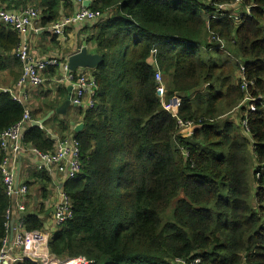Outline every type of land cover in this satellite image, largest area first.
<instances>
[{
    "label": "trees",
    "instance_id": "trees-1",
    "mask_svg": "<svg viewBox=\"0 0 264 264\" xmlns=\"http://www.w3.org/2000/svg\"><path fill=\"white\" fill-rule=\"evenodd\" d=\"M74 2L41 0L43 24L58 21L60 8L73 9ZM245 4H254L251 14L235 20L230 12L209 18L214 4L202 0L92 2L101 18L83 24H94L91 40L103 62L94 73L95 105L82 108L85 126L76 135L82 169L64 186L73 216L56 227L51 253L84 256L91 264H264V106L249 114V130L227 117L244 98L241 65L254 81L252 95L264 102V0ZM115 7L117 14L102 19ZM11 29L0 27L5 51L20 40ZM154 49L168 98H182L178 116L197 122L186 134L157 96L149 62ZM57 68L44 73L53 76ZM23 113L24 106L0 92V132ZM58 125L62 132L70 128L64 120ZM24 143L55 149L42 127H29ZM41 177L46 195L51 177ZM9 205L0 175V245ZM23 224L42 231L45 220L31 213Z\"/></svg>",
    "mask_w": 264,
    "mask_h": 264
},
{
    "label": "built area",
    "instance_id": "built-area-1",
    "mask_svg": "<svg viewBox=\"0 0 264 264\" xmlns=\"http://www.w3.org/2000/svg\"><path fill=\"white\" fill-rule=\"evenodd\" d=\"M14 2L16 0H6ZM208 4L213 3L214 9L208 15L209 18H223L227 12L232 19L240 20L242 14H251V7L254 4L247 5L245 0H234L230 3H217L212 0H202ZM80 7L72 14L64 15L58 21L54 22L50 31L53 36H62L67 29L76 24L89 23L101 16L100 12L95 11L83 5L82 0H77ZM237 12V14L235 13ZM38 13L32 6L25 7L22 11H9L0 6V26L1 24L12 25L20 34L21 39L15 51L24 63V73L19 81L21 85L25 82L30 84H41L44 81L42 72L50 66L58 63L57 58H46L35 61H29L30 52V33L29 28L37 19ZM213 39L219 43L221 49L226 48L224 39L213 34ZM156 49L149 62L155 68V77L157 82L156 93L161 101L164 110L169 112L177 121V127L180 133L186 134L196 125L195 120H184L177 114V108L180 106L182 98L167 96V84L163 77L158 61L155 59ZM241 61L240 59H238ZM239 86L244 94V98L235 109L240 113L239 123L242 128L248 129V116L254 112L258 106H264L262 99L253 96L251 88L254 87V81H249L246 76L244 65H241L239 71ZM74 82L72 76L68 78ZM76 88V94L71 99L72 104L77 107L90 109L95 105L93 99L96 89V81L86 71L82 70L78 79L73 83ZM13 97L22 102L21 95L13 93ZM31 118L27 110L24 117L12 126L0 132L1 148L4 152L0 159V175L4 184L6 195L10 199V205L5 212V236L0 245V264H6L9 261L17 260L13 256L16 249H22V254L32 259L37 264H91L84 256L75 258H61L51 253L49 250V239L40 231H29L24 227L22 213L27 209L21 198L26 195L28 186L17 183V160L18 157L27 150L33 152L41 160V167L47 170L57 169L63 172L67 179H73L82 169L81 162V144L76 136H65L57 140L55 149L52 152H43L37 147L24 143L25 130L28 127V120ZM212 120V119H210ZM201 121V120H200ZM21 215V220L17 226L13 225L14 213ZM73 208L70 195L64 190L60 193V198L55 205L54 219L57 225L71 219ZM13 259V260H12ZM32 261V262H33Z\"/></svg>",
    "mask_w": 264,
    "mask_h": 264
},
{
    "label": "crops",
    "instance_id": "crops-1",
    "mask_svg": "<svg viewBox=\"0 0 264 264\" xmlns=\"http://www.w3.org/2000/svg\"><path fill=\"white\" fill-rule=\"evenodd\" d=\"M93 1L91 0V4ZM0 6L9 11H13L19 7L24 9L27 6L38 8L40 13L39 20L37 19L30 31L31 59L54 57L61 62V66L57 68L55 75H46L49 77L48 79L45 78L46 81L43 85L38 87L24 86L19 83L23 66L22 63L17 61L18 58L15 54L16 47L13 48L12 51H5L0 48V92H2V89H10L11 94L12 92L18 95L26 94L27 100L22 106L27 108L34 121L45 119L52 110L64 102L68 96V88L72 86V84L66 80L67 73L63 61L67 62L70 55L80 51L84 46L88 47L89 52H96V43L91 40V36L96 33V30L91 28L93 27L91 25L94 24L92 23L88 26H86V24H76L68 28L66 33L62 36H53L50 31V26L54 22H49L44 25L41 20V18H45L44 6L41 0H19V2L14 5L7 4L6 0H0ZM79 7L80 4L77 2H74L73 9H71L70 5L62 6L58 15L62 17L66 14H72V12L74 13ZM117 11V7H115L114 10L109 9L107 12L103 13L102 19L114 16L117 14ZM11 31L14 30L11 29ZM223 50L229 53L226 49ZM81 71L82 70H80V72ZM84 71L91 77H94L96 69H84ZM82 108L85 109L84 107H77L72 104L65 115L52 114L41 127L46 129L48 134L55 139V144L57 140L65 136H76L78 133L74 131V126L71 125L70 122L84 123L83 116L81 115ZM237 116L232 118L237 119ZM62 120L68 122L70 125V128L65 132H62L58 125ZM0 152H2L3 156L4 152L1 148V140ZM41 164L42 162L38 156L26 149L17 160V183L18 185L26 184L28 186L26 195L21 198L22 202H24L27 207V211L23 212L22 216L24 217L23 214L26 212L30 214H40L45 220V227L40 232L50 239L58 226L54 219L55 205L60 198L61 191L65 190L64 186L68 179L65 173L59 172L57 169H44L41 167ZM45 173H48L51 177V182L46 187V195L44 190L45 181L41 177L44 176ZM20 220L21 215L15 212L13 225L17 226ZM22 252V249H16L15 252H13V256L17 260L12 259L13 261H9L6 264H19L25 261H33L27 256H24Z\"/></svg>",
    "mask_w": 264,
    "mask_h": 264
},
{
    "label": "water",
    "instance_id": "water-1",
    "mask_svg": "<svg viewBox=\"0 0 264 264\" xmlns=\"http://www.w3.org/2000/svg\"><path fill=\"white\" fill-rule=\"evenodd\" d=\"M83 5L85 7H90L91 0H83ZM103 62V56L99 53L89 52L88 47L84 46L80 49V51L75 52L70 55L67 59V75L71 72H76L77 70L84 69H96ZM72 90L73 86H69L68 88V96L64 100V102L52 110L45 119L37 120L32 123L33 127H41L44 122L52 115V114H60L65 115L68 112V108L72 105ZM71 125L74 126V131L79 133L84 128V123H75L74 121L70 122ZM29 212L23 214L24 216L29 215Z\"/></svg>",
    "mask_w": 264,
    "mask_h": 264
},
{
    "label": "bare ground",
    "instance_id": "bare-ground-1",
    "mask_svg": "<svg viewBox=\"0 0 264 264\" xmlns=\"http://www.w3.org/2000/svg\"><path fill=\"white\" fill-rule=\"evenodd\" d=\"M18 0H16V1H14V2H17ZM9 2V1H8ZM36 11H37V13H38V17H37V19L39 20V17H40V13H39V10H38V8H36V7H33ZM14 12H18V11H22V10H13ZM37 19H35V21H34V23H33V25L35 24V22L37 21ZM32 25V26H33ZM1 26H10L16 33H18L17 32V30L12 26V25H10V24H1ZM0 26V27H1ZM32 26L29 28V30H28V33H30V31H31V28H32ZM51 27V26H50ZM19 37H20V39H21V36H20V34H19ZM19 42H20V40H19ZM18 42V43H19ZM18 45V44H17ZM17 47V46H16ZM29 48H30V46H29ZM16 49V48H15ZM94 53V52H93ZM95 53H97V52H95ZM15 54H16V57L18 58V60L20 61V63H22V73H21V77H22V74L24 73V63L21 61V58H20V56H18L17 55V53H16V51H15ZM49 58H54V57H49ZM41 59H46V58H41ZM35 60H39V59H35ZM35 60H33V59H31V56H30V52H29V61H35ZM61 66V62L59 61V59H58V63L56 64V65H54V66H50L49 68H51V67H60ZM48 68V69H49ZM47 69V70H48ZM65 70H66V73H67V63H66V65H65ZM46 71V70H45ZM45 71H43L42 72V76L44 77V81H43V83H41V84H37V85H35V84H30V83H27V82H25L23 85L24 86H31V87H38V86H41V85H43L44 83H45V81H46V79H48V77H46V75H45ZM77 72V77L75 78L74 77V75H73V73L74 72H71L69 75H67L66 76V80L67 81H69L71 84H72V86H73V90H72V95H71V98H73L74 96H75V94H76V88L74 87V85H73V83L78 79V77H79V74H80V69L79 70H77L76 71ZM70 76H72L73 77V79H74V82L73 81H70L68 78L70 77ZM46 78V79H45ZM92 78H94V77H92ZM21 79V78H20ZM95 79V78H94ZM20 81V80H19ZM96 81V80H95ZM2 91L4 92V93H9L10 95H11V97L14 99V100H16L14 97H13V95L11 94V90L10 89H2ZM21 98H22V102H20V101H18V100H16L19 104H24V103H26V100H27V96H26V94H23V95H21ZM94 99V98H93ZM27 111V108H24V113H23V116H22V118L24 117V115H25V112ZM21 118V119H22ZM34 122V120L32 119V117L28 120V122H27V124H28V127L26 128V130H25V132H27L28 131V129H29V127H31L32 126V123ZM25 135H26V133H25ZM23 139H25V136H24V138Z\"/></svg>",
    "mask_w": 264,
    "mask_h": 264
},
{
    "label": "rangeland",
    "instance_id": "rangeland-1",
    "mask_svg": "<svg viewBox=\"0 0 264 264\" xmlns=\"http://www.w3.org/2000/svg\"><path fill=\"white\" fill-rule=\"evenodd\" d=\"M237 14V12H235ZM207 16V14H205V17ZM23 70V69H22ZM164 77V76H163ZM167 86V85H166ZM238 115V116H237ZM237 116V119L236 118H232V117H236ZM227 117L233 119L235 121V125L239 128H241V125L240 123H238L239 119H240V115H239V112H237L236 110L234 112H232L230 115H227ZM242 129V128H241ZM244 130V129H243Z\"/></svg>",
    "mask_w": 264,
    "mask_h": 264
}]
</instances>
